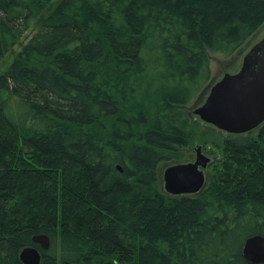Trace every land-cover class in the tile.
Listing matches in <instances>:
<instances>
[{
	"label": "trees",
	"instance_id": "16d2710c",
	"mask_svg": "<svg viewBox=\"0 0 264 264\" xmlns=\"http://www.w3.org/2000/svg\"><path fill=\"white\" fill-rule=\"evenodd\" d=\"M52 1L0 0V61L22 44L0 73V264H23L27 246L39 264H249L264 122L222 140L196 193L163 191L158 169L198 133L185 106L210 79L208 54L241 46L264 0H60L26 36Z\"/></svg>",
	"mask_w": 264,
	"mask_h": 264
},
{
	"label": "water",
	"instance_id": "95a60500",
	"mask_svg": "<svg viewBox=\"0 0 264 264\" xmlns=\"http://www.w3.org/2000/svg\"><path fill=\"white\" fill-rule=\"evenodd\" d=\"M193 113L208 124L229 133L240 134L264 122V37L256 42L243 57L236 73H224L214 83L205 101ZM195 159L165 167L163 189L171 195L193 194L205 184L204 169L208 157L200 145L194 147ZM42 249L49 247L45 234L33 236ZM241 256L249 264L264 263V235L253 234L245 239ZM23 264H39L40 252L31 246L19 253Z\"/></svg>",
	"mask_w": 264,
	"mask_h": 264
},
{
	"label": "rangeland",
	"instance_id": "374dc122",
	"mask_svg": "<svg viewBox=\"0 0 264 264\" xmlns=\"http://www.w3.org/2000/svg\"><path fill=\"white\" fill-rule=\"evenodd\" d=\"M60 0H53L49 4L36 8L35 14L32 19V28L26 34L29 36L31 32L36 29L39 25H41L45 19L47 18L49 12L53 9V7ZM264 37V20L259 24L253 34L241 45L239 46L232 54L230 55H220L216 53H209L210 67H211V76L207 84L203 87L197 97L188 105L185 106V110L187 111L191 120L197 124L198 133L195 135V139L192 143L185 149L186 158L182 162L193 161L195 159V150L194 147L200 145L203 153L208 157V164L204 169L205 173V181L212 180L213 178V163L219 160L224 153L222 150V140L224 138L232 137V136H240V134L229 133L224 130L218 129L215 126L203 122L199 116L193 113V110L200 106L206 99L211 86L216 83L218 80L222 78L224 73H236L242 65L243 57L249 51V49L259 40ZM26 39V38H25ZM24 39V40H25ZM21 43L19 42L12 48H10L4 58L0 61V73L3 72L7 66L11 63L12 59L18 52L21 47ZM258 127L248 131L246 134H251L252 136L256 135ZM245 134V133H244ZM223 151V152H222ZM179 162V161H178ZM176 162H164L161 163L158 169V179L160 182V188L163 189V171L166 166L175 164ZM71 171V168H70ZM55 177V176H54ZM205 183V184H206Z\"/></svg>",
	"mask_w": 264,
	"mask_h": 264
},
{
	"label": "flooded vegetation",
	"instance_id": "af4514ba",
	"mask_svg": "<svg viewBox=\"0 0 264 264\" xmlns=\"http://www.w3.org/2000/svg\"><path fill=\"white\" fill-rule=\"evenodd\" d=\"M246 133V132H245Z\"/></svg>",
	"mask_w": 264,
	"mask_h": 264
}]
</instances>
